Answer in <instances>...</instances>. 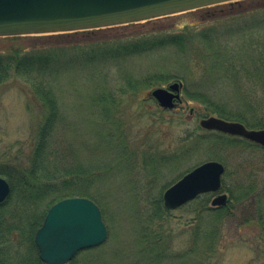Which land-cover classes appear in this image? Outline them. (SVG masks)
Listing matches in <instances>:
<instances>
[{
  "label": "trees",
  "instance_id": "16d2710c",
  "mask_svg": "<svg viewBox=\"0 0 264 264\" xmlns=\"http://www.w3.org/2000/svg\"><path fill=\"white\" fill-rule=\"evenodd\" d=\"M246 1L228 5H240ZM216 7L219 6L212 8ZM148 23L151 21L138 25L145 26ZM136 25L121 26L131 30L130 34H117L114 37H108L106 33L116 27L56 35L0 38V88L13 78L24 79L31 89L33 102L39 109L32 126L33 138L29 149L23 151L21 146L14 156L5 154L0 159V176L11 186L10 196L0 203V264H46L40 259L35 234L49 208L66 198L86 197L96 202L101 208L108 232L113 235L102 197L93 188L100 181L102 167L87 165L84 161L83 164L77 163L66 151L68 142L59 139L60 134H63L61 127L65 119L60 110L62 95L57 88L60 87L59 79L71 67L76 66L75 63H79L75 72L91 69L90 71L97 70L99 78L107 77L111 68L116 72L120 71L125 68L127 60L134 56L172 47L183 53L190 39L188 35L203 33H137ZM158 33L164 35H156ZM261 49L257 51L260 52ZM194 62L192 58L190 66ZM222 63L227 66L230 64L233 70L236 68V63L230 60L229 64ZM127 73L129 75L124 80L120 77L109 89L96 93V103L103 105L108 101L111 107H115L117 126L123 133L126 128L121 113L123 108L129 102L134 103L142 92L162 86L170 78L156 69L138 75ZM181 73L184 74L182 71ZM184 77V81L190 86L185 74ZM185 93L191 101L206 106L205 117L216 114L226 120L241 122L250 129H264V118L251 121L241 113L230 112L225 105L197 89L189 87ZM165 112L159 109L155 115L160 113L163 117ZM150 134L147 133L146 136ZM210 136L218 141H227L229 146L249 153V158L240 159L231 171L227 167L222 191L229 194L228 205L213 208L210 207L213 194L198 196L180 208L188 210L194 217L178 231L173 224L174 210L166 208L163 202L164 191L178 179H170L157 187L158 171L148 172L147 167L163 162L180 148H186L187 152L193 141L206 140ZM188 139L192 140L187 142ZM121 140L126 143L125 137ZM135 141L142 142L143 147L148 146L139 136H136ZM154 142L156 146H148L150 148L144 158L138 154L135 158L130 154L134 158V166L141 168L143 173L148 172L133 189V198L128 204L137 238L142 252L147 254L145 259L148 264H168L169 259L182 264H187L189 259L191 264H217L213 259L224 244L225 236L222 233L225 227L240 230L255 222L264 232V153H260L263 148L243 138L218 132H206L203 136L198 132L189 134L172 152L160 150L159 138ZM154 151L159 152V155H155ZM125 152H130L129 145ZM256 152L261 155L260 158ZM183 237L186 239L183 240ZM260 239L263 240L264 237ZM109 242L110 239L99 247L79 252L68 264H111ZM261 243L263 241H258L255 245L258 260L264 257ZM113 256L116 260V255Z\"/></svg>",
  "mask_w": 264,
  "mask_h": 264
},
{
  "label": "rangeland",
  "instance_id": "374dc122",
  "mask_svg": "<svg viewBox=\"0 0 264 264\" xmlns=\"http://www.w3.org/2000/svg\"><path fill=\"white\" fill-rule=\"evenodd\" d=\"M228 4L156 19L145 26L136 25L137 33L203 32L195 36L188 35L190 39L183 53L172 47L134 56L127 60V70L123 68L116 72L111 68L109 76L100 78L97 70L80 69L75 72L79 64L75 63L76 66L59 79L60 87L57 90L62 95L60 110L65 119L61 127L63 134H60L59 139L68 142L66 151L77 163L83 164L84 161L87 165L102 167L100 181L93 188L100 193L110 217L113 235L109 231L107 240L110 239L108 248L111 264H148L145 259L147 254L142 252L128 207L133 198V189L148 172L158 171V187L170 179L179 180L208 161L221 162L226 171L227 167L231 171L240 159L249 158V153L210 136L206 140L193 141L187 152L186 148H180L163 162H157L156 166L150 165L147 173L134 166L133 160L137 154L144 158L149 151L148 146H156L154 140L157 138L160 139L161 151L172 152L189 134L198 132L203 136L210 132L200 127V121L218 116L208 114L205 117L206 106L191 101L186 95L185 90L189 87L213 97L230 112L241 113L251 121L264 118V0H247L232 6ZM107 32L108 37H114L117 34H130L131 30L120 26ZM258 49H261L260 52ZM192 58L195 62L190 66ZM228 60L236 63L235 70L230 67ZM154 69L170 77L168 82L159 87L166 88L173 82L182 84L181 101L173 110L163 109L166 111L163 117L160 113L156 116L162 108L150 93L158 87L142 92L134 103L126 102L128 105L121 112L126 124L123 133L117 126L115 107H111L108 101L103 105L96 103V93L109 89L120 77L124 80L129 75L127 72L138 75ZM181 71L187 76L190 86L184 81ZM33 101L31 89L22 78L8 80L0 88V159L5 154L14 156L21 146L23 151L29 149L33 138L32 126L39 112ZM147 133L151 134L146 136ZM136 136L144 139L143 142L148 146H141L142 142L135 141ZM124 137L126 143L121 140ZM128 145L130 152H125ZM154 153L159 155L157 151ZM260 153L263 154L264 149ZM262 187L264 189V181ZM220 193L229 197L225 191ZM216 195L213 194L211 201ZM180 208L173 213V224L178 231L194 217L188 210ZM263 233L255 222L240 230L225 227L222 233L225 236L224 244L213 261L217 264H264V257L260 260L256 257L255 246L258 241H263L260 246L264 248V239H260L264 237ZM191 263L189 259L187 264ZM168 264L182 263L169 259Z\"/></svg>",
  "mask_w": 264,
  "mask_h": 264
},
{
  "label": "water",
  "instance_id": "95a60500",
  "mask_svg": "<svg viewBox=\"0 0 264 264\" xmlns=\"http://www.w3.org/2000/svg\"><path fill=\"white\" fill-rule=\"evenodd\" d=\"M243 0H0V38L38 36L99 30L137 24ZM182 84L158 87L150 96L165 110L181 101ZM200 127L246 139L264 149V129H249L243 123L210 116ZM226 167L205 162L164 191V206L176 210L202 194H217L211 207L228 204L222 191ZM11 193L0 176V203ZM108 229L98 204L86 197H71L48 210L35 234L40 259L46 264H68L81 251L101 246Z\"/></svg>",
  "mask_w": 264,
  "mask_h": 264
},
{
  "label": "bare ground",
  "instance_id": "6f19581e",
  "mask_svg": "<svg viewBox=\"0 0 264 264\" xmlns=\"http://www.w3.org/2000/svg\"><path fill=\"white\" fill-rule=\"evenodd\" d=\"M179 14H184V13H177V14H174V15H179ZM174 15H172V16H174ZM141 23H146V21L141 22ZM137 24H139V23H137Z\"/></svg>",
  "mask_w": 264,
  "mask_h": 264
}]
</instances>
